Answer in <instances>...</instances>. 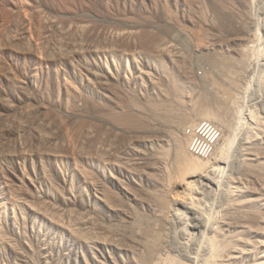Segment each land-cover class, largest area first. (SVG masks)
Returning a JSON list of instances; mask_svg holds the SVG:
<instances>
[{
    "label": "rangeland",
    "instance_id": "rangeland-1",
    "mask_svg": "<svg viewBox=\"0 0 264 264\" xmlns=\"http://www.w3.org/2000/svg\"><path fill=\"white\" fill-rule=\"evenodd\" d=\"M219 52L248 57L235 80ZM0 91V264L256 260L226 251L264 240L239 234L264 229V0H0ZM179 141L222 187L179 172Z\"/></svg>",
    "mask_w": 264,
    "mask_h": 264
},
{
    "label": "bare ground",
    "instance_id": "bare-ground-1",
    "mask_svg": "<svg viewBox=\"0 0 264 264\" xmlns=\"http://www.w3.org/2000/svg\"><path fill=\"white\" fill-rule=\"evenodd\" d=\"M224 12H225V11H224ZM226 12H227V11H226ZM229 13H230V12H229ZM224 14H225V13H224ZM224 14H223V18H224V16H225V17H229V16L224 15ZM230 14H232V13H230ZM221 15H222V14H221ZM228 15H229V14H228ZM232 15H233V14H232ZM233 17H234V15H233ZM223 18H222V19H223ZM234 19H235V18H234ZM227 20H230V19L227 18V19L224 20V21L227 22ZM231 20H232V18H231ZM225 22H224V23H225ZM228 23H229V21H228ZM228 23H225V24L228 25ZM230 24H231V23H229V25H230ZM232 24H233V23H232ZM232 24H231L230 26H233ZM240 25H241V23H240ZM238 26H239V25H238ZM239 27H240V26H239ZM245 51H246V50H245ZM245 51L242 52L243 54L240 53L239 56H232V57H237V58H235V59L232 58V60H231V59L228 60V58H231L230 55H227L228 58L223 57V56L220 57V56L222 55L220 52L217 53L216 57H214V56H209V57H211L210 60L213 61V62L218 66V69H219V68H220V70L222 69L223 72H225L226 70H228V71L231 70V71H232V67H234V68L237 67V65H238L237 63H238L239 61H240V63H241L242 65H243V63H244V65H246L247 63H245V62H248V61H249L248 57L246 58V56H245V57L242 56V55H246V54H248V53H245ZM259 52H260V51H259ZM236 53H237V52H236ZM65 54H66V53H65ZM218 54H219L220 56H218ZM237 54H238V53H237ZM241 54H242V55H241ZM217 56H218V57H217ZM240 56H242L244 60L242 59V61H241V58H242V57H240ZM247 56H249V55H247ZM65 57H66V56H65ZM207 57H208V56H207ZM209 57H208V58H209ZM213 57H214V58H213ZM238 57H239L240 60L238 59ZM250 57H251V56H250ZM212 59H213V60H212ZM237 59H238L239 61H238ZM247 59H248V60H247ZM200 60H202V59H200ZM206 60H207V59L204 60V58H203V61H200V63H202V62L206 63V62H205ZM208 60H209V59H208ZM210 60H209V61H210ZM233 60H234V61H238L237 63L235 62V63H236V66H234L233 63L231 62V61H233ZM245 60H246V61H245ZM211 61H210V63H211ZM243 61H245V62H243ZM230 62H231V63H230ZM208 63H209V62H207V64H208ZM210 63H209V64H210ZM235 63H234V64H235ZM240 63H239V65H240ZM104 64H105V63H104ZM230 64H231V66H230L231 69L229 70V67H228V66H229ZM244 65H243V67H244ZM211 66H212V65H211ZM213 67H214V66H213ZM243 67H242V66H241V67L238 66L237 68L243 70V69H242ZM245 67H246V66H245ZM245 67H244V68H245ZM227 68H228V69H227ZM234 68H233V69H234ZM237 68H236V70H237ZM216 69H217V68H216ZM202 70H203V69H202ZM209 70H210V69H209ZM220 70H219V71H220ZM222 70H221V71H222ZM216 71H217V70H216ZM221 71H220V72H221ZM107 72H108V71H107ZM212 72H213V71H212ZM217 72H218V71H217ZM232 72H233V71H232ZM235 72H237V71H235ZM108 73H109V72H108ZM233 73H234V72H233ZM217 74H218V73H217ZM220 74H221L222 76H224V75L226 76V74H228V76L231 75L230 72L228 73L227 71H226V74H225V73H220ZM223 74H224V75H223ZM235 74H236V73H235ZM235 74H233V75H235ZM107 75H108V74H107ZM221 75H220V76H221ZM148 76H149V75H148ZM222 76H221V77H222ZM225 76H224V77H225ZM231 76H232V75H231ZM231 76H230V77H231ZM208 77H209V75H208ZM232 77H233V76H232ZM235 77H236V76H235ZM235 77H233L234 80L236 79ZM233 78H232V80H233ZM205 79H206V78H205ZM222 79H223V77H222ZM150 80H151V79H150ZM153 80H154V79H153ZM223 80H224V79H223ZM232 80H230V81H232ZM174 81H175V80H174ZM208 81H209V80H208ZM214 81H215V80H214ZM230 81H229V84L232 85V84L230 83ZM152 82H153V81H152ZM225 82H226V81H225ZM233 82H234V81H233ZM155 83H156V82H155ZM172 83H173V80H172ZM204 83H205V82H204ZM209 83H210V82H209ZM226 83H227V82H226ZM214 84H215V83H214ZM217 84H219V83H217ZM202 85H203V84H202ZM207 85H208V84H207ZM207 85H206V86H207ZM177 86H178V85H177ZM206 86H205V87H206ZM213 86H214V85H213ZM215 86H216V85H215ZM173 87H175V85H174ZM178 87H179V86H178ZM202 87H203V86H202ZM209 87H210V86H209ZM209 87H208V88H209ZM219 87H220V86H219ZM223 87H224V86H223ZM231 87H232V86H231ZM234 87H236V86H234ZM212 88H213V87H212ZM212 88H211V89H212ZM224 88H225V87H224ZM224 88H223V89H224ZM237 88H238V87H237ZM175 89H177V87H175ZM178 89H180V88H178ZM211 89H210V90H208V89H205V90H204V89H203V90H204L203 92H205V91L207 90V91L210 93V91H213V90H211ZM216 89H217V86H216ZM219 89H220V88H219ZM225 89H226V91L228 90L227 88H225ZM225 89H224V90H225ZM175 91H178V90H175ZM219 91H221V90H219ZM226 91H224V92H226ZM0 92H1V91H0ZM68 92H69V91H68ZM178 92H179V91H178ZM180 92H181V91H180ZM203 92H202V93H203ZM222 92H223V91H222ZM227 92L230 94V91H229V90H228ZM227 92H226V93H227ZM70 93H71V92H70ZM205 93H206V92H205ZM205 93H204V95H202L203 97H201L200 100H203L202 98H204V96L206 97V94H207V93H206V94H205ZM209 93H208V95H209ZM215 93H216V92H215ZM71 94H72V93H71ZM175 94H176V93H175ZM210 94L213 95V96L215 95L214 93H213V94L210 93ZM229 94H227V95H229ZM68 95H69V94H68ZM177 95H178V94H176V97H177ZM208 95H207V96H208ZM224 95H226V94L224 93ZM224 95L219 96V95L217 94V96H218L217 99H219L220 97H221V98H222V97L224 98ZM227 95H226V96H227ZM226 96H225V97H226ZM209 98H210V96H209ZM214 98L216 99V95H215V97H213V99H214ZM221 98H220V100H221ZM210 99H211V98H210ZM210 99H207V102H208V100L210 101ZM222 100L224 101L225 99H222ZM239 100H240V99H239ZM132 101H133V100H132ZM204 101H206L205 98H204ZM216 101H218V100H216ZM225 101H226V100H225ZM212 102H213V101H212ZM214 102H215V100H214ZM218 102H219V101H218ZM132 103H133V102H132ZM132 103H131V105H132ZM199 103H200V101H199ZM228 103H229V102H228ZM3 104H4V103H3ZM91 104H92V103H91ZM91 104H90V105H91ZM197 104H198V102H197ZM207 104H208V103H207ZM209 104H210V103H209ZM216 104H217V102H215V105H216ZM226 104H227V102H226ZM226 104L224 103V105H225V106H224L223 103H222V106H221V107H223V106H224V107H227L228 104H227V105H226ZM236 104H237V103H236ZM95 105H96V104H95ZM211 105H212V104H211ZM213 105H214V104H213ZM215 105H214L213 107H214V108L216 107V109H217V106H215ZM220 105H221V104H220ZM220 105L218 104V109H219ZM160 106H161V105H160ZM196 106H197V108L201 109L202 111L204 110V111H203L204 114H205L206 116L208 115V117H209V116L211 117L212 115H214V112H213V111L216 110V109L213 110L212 106H211V107H208L209 109L206 108V110H205V109H204V108L206 107L205 104H204V108H203V105H202V108H203V109L201 108V106H200V107H198V105H196ZM209 106H210V105H209ZM236 106H237V105H236ZM95 107H96V106H95ZM100 107H102V106H100ZM154 107H155V106L153 105V108H154ZM158 107H159V106H157V108H158ZM172 107H173V106H172ZM194 107H195V106H194ZM228 107H230V105H229ZM228 107L225 108V110H224L226 113H228L229 110H230L229 112H231V109L234 110L233 108H231V107L228 108ZM109 108H110V107H109ZM210 108H212L213 111H211ZM104 109H105V107H104ZM158 109H160V108H158ZM194 109H195V108H194ZM199 109H198V112H199V111L201 112V110H199ZM223 109H224V108H223ZM226 109H228V111H226ZM95 110H96V109H95ZM99 110H100V108H99ZM99 110H97V111H99ZM169 110H170V109H169ZM172 110H173V109H172ZM195 110L197 111V109H195ZM195 110H194V111H195ZM219 110H222V109H219ZM219 110H218V112H219ZM97 111H96V112H97ZM101 111H102V110H101ZM155 111H156V109H155ZM180 111H181V110H180ZM196 111H195V112H196ZM216 111H217V110H216ZM224 111H223V112H224ZM107 112H108L109 114H108V113H106V114H108L109 116H111V117L113 118V120L116 121L117 124H118V123L123 124V125L126 124V123L128 124L130 118H128L125 114L119 113V112H117V111H116V113H112V114H111V113L109 112V110H107ZM121 112H122V111H121ZM156 112H158V111H156ZM198 112H197V113H198ZM200 112H199V113H200ZM203 112H202V113H203ZM218 112H215V114H216L218 117H223V116H224V118H225V116L227 115L226 113H223V116H221V114H222L221 112H222V111H220L221 114L218 113ZM239 112H240V111H239ZM97 113H98V112H97ZM102 113H103V112L99 113V115H103ZM170 113H171V112H170ZM174 113H175V116H176L177 113H176L175 111H174ZM197 113H196V114H197ZM199 113H198V115H199ZM217 113H218V114H217ZM181 114H182V113H181ZM219 114H220V115H219ZM225 114H226V115H225ZM130 115H133V114H130ZM134 115H135V114H134ZM172 115H174V114L172 113ZM182 115H183V114H182ZM200 115H201V113H200ZM202 115H203V114H202ZM166 116H167V115H166ZM166 116H165V117H166ZM169 116H170V115H169ZM177 116H178V115H177ZM183 116H184V115H183ZM106 117H107V116H106ZM131 117H132V116H131ZM170 117H171V116H170ZM179 117H181L180 120H183L182 116H179ZM187 117H188V116H186V119H187ZM218 117H217V118H218ZM132 118H133V117H132ZM167 118H169V117H167ZM173 118H174V117H173ZM173 118H172V119H173ZM177 118H178V117H177ZM184 118H185V117H184ZM213 118L215 119L214 116H213ZM107 119H110V118H107ZM172 119H171V120H172ZM175 119H176V118H174V120H175ZM130 120H131V119H130ZM168 120H169V119H168ZM174 120H172V121H174ZM132 121H133V120H132ZM177 121H178V120H177ZM183 121H185V120H183ZM136 122H137V121H135V123H136ZM180 122H181V121H180ZM238 122H239V121H238ZM133 123H134V122H133ZM130 124H131V122H130ZM238 124H239V123H238ZM138 125H139V124H138ZM138 125H137V126H138ZM235 125H236V123H235ZM240 125H241V124H239V126H240ZM126 126H127V125H126ZM233 126H234V123H233ZM233 126L231 125L232 129H233ZM263 126H264V125H263ZM116 127H117V126H116ZM234 127H235V126H234ZM237 127H238V126H237ZM260 127H261V126H260ZM256 128H258V130H259V127H256ZM263 128H264V127H263ZM263 128H261V130H263ZM232 129H231V130H232ZM238 129H239V127L236 128L235 130L237 131ZM235 130L233 129L232 131H235ZM258 130H257L256 132H260V131H258ZM237 132H238V131H237ZM256 132L254 131V134H255ZM262 132H264V130H263ZM232 133H233L232 135H234V136H233V137L231 136V138L228 139V142H227L226 144H224V149H222L223 147L220 148V149H222V151L224 150V151H223V152L225 153V154H224V155H225L224 159H226V160H228V158L230 157V154H229V153H230V152H233V151H231L232 146L234 145L235 141H237V137H236V135H235L236 132H235V134H234V132H232ZM246 134H247V133H246ZM247 135H248V134H247ZM249 135L251 136V132H250ZM249 135H248L247 137H249ZM237 136H238V135H237ZM244 136H245V135H244ZM253 136H254V135H252V137H253ZM255 136H256V134H255ZM255 136H254V137H255ZM252 137H251V138H252ZM245 139H247V138H245ZM245 139L243 138V140H245ZM248 139H249V138H248ZM252 139H253V138H252ZM252 139H250V140H252ZM178 140H179V139H178ZM182 141H183V140H182ZM242 142H244V141H241V143H242ZM179 143H180V144H177V143L175 142V144H177V145H176V146H175V144L173 145V148H174V146L176 147V153H177V156H176V153H174V155H175L174 157H177L178 165L180 164L178 167L176 166V168L179 170V167H181V169H182V170L180 169V170L182 171L181 173H183V172L186 173V172H188V171H189V172L192 171V172H190V173L188 172L189 175L192 173V174L190 175V176H192V178L195 177V176H197L198 178L206 177L207 180H208L209 182H211L212 184H214V185L217 184L218 186L222 187L221 181L217 180V179H216V176H215L213 173H211L212 176H211L210 174L207 175V174L210 173V172H207V174H205V173H206L205 170L207 169V167H205V168L202 167V164H204V166H207V165H205V163L202 162L201 164H199V163H197V162L195 161L196 158H193V157H191V156H190V157H191V158H190V157L188 156V154H187L188 152H186L187 149L185 148V145L183 146V144H186V143H185V142H180V141H179ZM182 143H183V144H182ZM242 145H243V143H242ZM222 146H223V145H222ZM186 147H187V146H186ZM220 147H221V146H220ZM233 148H234V147H233ZM238 148H239V147H238ZM174 149H175V148H174ZM240 151H241V150H240ZM240 151H239V152H240ZM174 152H175V151H174ZM234 153H235V151H234ZM231 154H232V153H231ZM239 154H240V153H239ZM193 159H194V160H193ZM174 160H176V158H174ZM198 160H199V159H198ZM229 160H230V159H229ZM233 160H234V159H233ZM233 160H232V161H233ZM235 160H236V159H235ZM176 162H177V161H176ZM176 162H175V163H176ZM199 162H200V161H199ZM235 162H236V161H235ZM241 162H242V161H241ZM230 163H231V161H230ZM243 163H244V162H243ZM206 164H207V162H206ZM232 164L234 165V163H232ZM262 164H263V163H262ZM262 164H261V165H262ZM200 165H201V166H200ZM247 165H248V164H247ZM249 165H251V163H250ZM199 166H200L202 169H203V168L205 169V170L203 171L204 173L201 172V168H200ZM209 166H210V165H209ZM209 166H208V167H209ZM230 166H231V165H230ZM244 166H245V165H244ZM255 166H257V164H256ZM263 166H264V165H263ZM263 166H261V168H263ZM210 167H211V166H210ZM210 167H209V168H210ZM253 167H254V166H253ZM209 168H208V169H209ZM230 168H231V167H230ZM232 168H233V167H232ZM249 168H250V167H249ZM208 169H207V170H208ZM237 169H238V168H237ZM237 169H236V170H237ZM253 169H254V168H253ZM253 169H252V171H253ZM180 170H179V172H180ZM212 170H213V169H212ZM208 171H209V170H208ZM210 171H211V170H210ZM237 171H238V170H237ZM255 171H256V170H255ZM257 171H258V170H257ZM261 171H262V170H260V172H261ZM263 171H264V168H263ZM181 173H180V174H181ZM185 173H184V175H185ZM232 174H233V173H232ZM236 174H238V173L236 172ZM255 174H258V173L255 172ZM259 174H260V173H259ZM213 175H214V177H213ZM261 175H264V174L262 173ZM257 176H258V175H257ZM259 176H260V175H259ZM186 177H187V176H185L184 178H186ZM197 177H196V179H197ZM212 177H213V178H212ZM186 179H187V178H186ZM261 179H262V178H261ZM193 180H195V179H193ZM262 180H264V179H262ZM234 182H235V180H234ZM225 183H226V182H225ZM227 183H228V182H227ZM227 183H226V184H227ZM215 186H216V185H215ZM224 186H225V185H224ZM211 187H212V186H211ZM207 190H208V189H207ZM238 190H239V189H238ZM224 191H225V190H224ZM224 191H223V192H224ZM227 191H228V190H227ZM250 191H251V190H250ZM252 191H253V190H252ZM228 192H229V191H228ZM245 192H246V191H245ZM255 192H256V190H255ZM224 193H226V192H224ZM230 193H232V192H230ZM234 194H235V193H234ZM242 194H243V193H242ZM232 195H233V194H232ZM228 196H230V195H228ZM228 196H227V197H228ZM239 196L241 197V195H239ZM243 196H245V195L243 194ZM246 196H247V195H246ZM246 196H245V198H247ZM227 197H226V198H227ZM263 198H264V197H263ZM228 199H229V198H228ZM179 200H180V202H182L183 200H184L183 202H185V199H184V198H183L182 201H181V199H179ZM249 200H250V198H249ZM257 200H259V199H257ZM240 201H241V203H243L244 201H246V199H245L244 201L240 199ZM240 201H239V202H240ZM251 201H252V200H251ZM183 202H182V203H183ZM239 202H238V203H239ZM249 203H250V202H249ZM262 203H264V202H262ZM255 204H257V202H256ZM260 204H261V203H260ZM238 205H239V204H238ZM246 205L248 206V203H247ZM246 205H245V206H246ZM250 205H254V204H250ZM253 207H254V206H253ZM260 207H261V206H260ZM245 208H246V207H245ZM247 208H248V207H247ZM255 208H256V207H255ZM251 209H253V208H251ZM246 211H247V210H246ZM252 211H253V210H252ZM258 211H259V210H258ZM258 211H257V209H256V211H254L253 213L251 212L252 214L250 213L251 215L246 214V215H249V216H248V220L245 218V219H246V220H245L246 223L250 224V223H252V222H256V221L258 222V221H259V223H263V225H264V215H261V216H260V215L257 213ZM248 213H249V211H248ZM242 214H243V213H242ZM242 217H243V215H242L240 218H242ZM231 219H233V218H231ZM234 219H235V220H234ZM234 219H233L231 222H233V221H237V220H236V217H235ZM242 219H243V218H242ZM227 220H229V219H226V221L221 220V221H223V222H222L223 225H224V223H225V225H226ZM221 221H220V222H221ZM241 221H242V220H241ZM228 222H229V221H228ZM228 222H227V224L230 225V227L233 226L232 223H228ZM239 222H240V221H239ZM239 222H238V223H239ZM242 222H243V221H242ZM219 224H220V223H219ZM239 224H242V223L240 222ZM243 224H244V223H243ZM220 225H221V224H220ZM225 225H224V226H225ZM261 225H262V224H261ZM221 226H222V225H221ZM221 226H220V227H221ZM235 226H241V225L235 224ZM235 226H233V227H235ZM220 227H219V229H220L219 231L222 232V231H221V230H222V227H221V228H220ZM228 227H229V226H228ZM236 228H239V227H236ZM240 228H241V230L239 231V234H242L243 231H251V233H252V232L264 233V229H259L258 227H257V229H256V228H253L252 226L249 227V226H247V225H242ZM245 228H246V229H245ZM230 229H231V228H230ZM231 230H232V229H231ZM227 231H228V230H227ZM220 232L217 231V233H220ZM231 234H233V233H231ZM239 234L236 233L235 235H238V236H236V237L239 238V237H240ZM252 234H253V233H252ZM242 235H244V233H243ZM245 235H246V234H245ZM248 235H249V234H248ZM246 236H247V235H246ZM249 236H250V235H249ZM240 239H241V238H240ZM254 239H255V238H254ZM254 239L251 240V238H248V239L245 240V241L242 240V241H243L242 244L245 246L244 248H246V249H244V248H240V250H239V249H238L239 247H237V245H240L239 243H238L236 246H231V248H229V246H227V248H228L227 251L225 250L226 248L223 249V247H222V249H223L224 251H226V253L232 255V254H235V253H236V254H237V253L245 254V251L247 250V247L250 248V249L248 248L249 250H251V247H252V246H254V248L257 247L258 250H259V252H258V256H257L256 260L253 262V264H264V240L258 242V241H255ZM234 240L236 241V239H234ZM237 240H238L237 242L240 241L239 239H237ZM209 241H211V239H210ZM212 242H214V236H213V240H212ZM212 242H211V244H217L216 242H215V243H212ZM244 242H245V244H244ZM223 243H224V242H223ZM229 243H230V242H229ZM232 244H234V243H231V245H232ZM224 245H226V244H224ZM234 245H235V244H234ZM243 245H241V246H243ZM208 246H209V245H208ZM212 246H213V245H211V250H212L211 253L213 252L214 255H217V254H218V256H219L221 253H223L222 249L220 250V249H219L220 247L218 248L217 245H215V249H214V251H213ZM241 246H240V247H241ZM252 248H253V247H252ZM252 250H253V249H252ZM220 251H221V253H220ZM228 251H229V252H228ZM253 251H254V250H253ZM246 252H247V251H246ZM256 252H257V250H256ZM219 253H220V254H219ZM213 254H212V255H213ZM223 255H224V254H223ZM230 255H228V256L231 258L232 256H230ZM237 255H239V254H237ZM252 255H253V254H252ZM212 257H214V256H212ZM212 257H211V258H212ZM215 257H216V256H215ZM215 257H214V258H215ZM220 257H221V256H220ZM224 257H225V256H224ZM238 257H239V256H238ZM214 258L211 259V263H209V264H215V261H213ZM226 258L229 260V258L227 257V255H226V257H225L224 259H226ZM234 258H235V256H234ZM244 258H245V257H244ZM246 258H247V256H246ZM246 258H245V259H246ZM209 259H210V257L208 258V260H209ZM216 259H217V258H216ZM224 259H223V260H224ZM254 259H255V258H254ZM170 260H171V259H170ZM170 260H169V263L171 262ZM206 260H207V259H206ZM217 260H218V259H217ZM230 261H232V260H230ZM234 261H235V260H234ZM213 262H214V263H213ZM226 262H227V261H226ZM216 263H218V261H217ZM172 264H183V263H182V261H181L180 259L178 260V259H176V258H173ZM229 264H230V263H229ZM244 264H245V263H244Z\"/></svg>",
    "mask_w": 264,
    "mask_h": 264
}]
</instances>
